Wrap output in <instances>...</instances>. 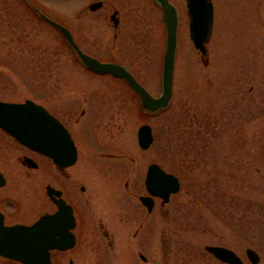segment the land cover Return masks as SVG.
<instances>
[{
    "label": "rangeland",
    "instance_id": "obj_1",
    "mask_svg": "<svg viewBox=\"0 0 264 264\" xmlns=\"http://www.w3.org/2000/svg\"><path fill=\"white\" fill-rule=\"evenodd\" d=\"M32 1L68 26L83 49L109 48L106 44L115 30L109 26V16H103L108 6L91 11L88 5L95 0ZM171 1L180 23L170 105L155 115L140 114L137 101L130 99L111 110L115 123L103 124L107 131L101 133L102 150L108 153L104 162L120 164L121 170L110 165V187L95 183L90 204L80 197L78 242L66 252L54 253L53 264H228L209 253L206 245L232 249L242 264H252L245 253L252 248L259 255L255 264H264V0H212L207 64L190 40L185 0ZM131 8L148 14L155 34V61L147 62L144 54L146 64L136 72L157 96L165 42L161 11L153 4H131ZM102 78L79 64L62 36L23 0H0V100L31 98L51 111L69 114L83 103V95L103 93L107 82ZM120 92L133 94L128 87ZM144 123L151 125L154 136L145 150L137 141ZM2 140L6 142L4 136ZM95 150L82 144L80 183L87 181L82 161H100L87 154ZM151 162L177 175L180 189L164 208L156 200L148 214L138 197L125 194L123 182L131 175L140 180L145 194ZM8 165L6 160L1 167ZM26 174L37 179L35 170ZM15 186L19 184L12 180L6 190L14 194L19 188L36 190L23 182ZM101 223L114 239L111 249ZM0 264L18 263L0 258Z\"/></svg>",
    "mask_w": 264,
    "mask_h": 264
},
{
    "label": "flooded vegetation",
    "instance_id": "obj_2",
    "mask_svg": "<svg viewBox=\"0 0 264 264\" xmlns=\"http://www.w3.org/2000/svg\"><path fill=\"white\" fill-rule=\"evenodd\" d=\"M93 2H100V5L95 10L108 6L107 12L103 16L105 19L109 16V26L115 31L113 32L112 41L109 43L110 45L108 43L106 44L109 48L100 50L83 49L78 39H76L75 34L72 32L76 43L81 48L80 50L95 57L99 61L124 66V68L129 70L133 76L143 84L136 70L143 67L142 64H146V61L149 62V59L151 62L153 60L155 61L156 49L152 47L154 45L155 34L149 27L148 14H146L144 10L137 13L135 9L131 8V4H153L155 7H158V10L160 7L156 4L155 0H115V2H112V0H95ZM112 15H114V19H112ZM142 46L144 47L143 49ZM137 47L140 49H137ZM144 54L147 55V57H145L146 61H143ZM74 58L81 64L75 52ZM84 68L94 75L105 76V78L101 79L107 82V85L101 89L103 93L83 95V103L75 105L77 109L68 111L69 114L51 111L46 105L41 104L61 123L62 129L65 130V134L60 133L44 136V142L49 140L50 144L55 146L56 152L60 153L58 156L59 158L52 157V155L46 151L38 152L29 148L0 128V173L3 178V184H0V214L2 215L3 224L5 226L32 224L43 215H52L56 213L59 210L56 201L62 199L70 206L72 216L74 217L75 226L72 232L75 236V245L78 242L80 233L81 213L77 205L80 197L84 198L83 201H85L86 204H90V198L94 195L95 183L100 188L106 187L107 184H109L108 188L110 187V175L108 173L110 165L113 164L115 165L114 167L117 166V168L119 167L121 170L120 164L104 162V160H106L105 157H108V153L102 150L104 142L101 140L104 137L101 133L102 131H107L103 124H107L108 122L115 123L113 118H111L115 115V113L111 111L112 109L119 107L120 104L125 106V103L130 99L131 102L136 100L137 103L139 100L137 93L124 78L115 77L111 74H99L86 67ZM127 87L133 94L126 95L121 92L119 93V91ZM107 90L111 92L118 91V93L107 96L104 94ZM129 107L133 108V106L130 105ZM138 108L140 114H142L143 111L139 107V104ZM198 131L201 132L202 130L199 129ZM3 136L6 142L2 140ZM6 143L8 144L7 147L5 146ZM82 144L86 146L87 149H96L95 151L97 152L90 151L87 154H92L91 157H93V155L96 157L98 156L100 160L88 158L82 161V166H85L87 171V176L85 175L87 181L84 183H80L78 177V167L81 161L80 149L82 148ZM72 155H74L73 160H71ZM85 156L87 155L85 154ZM114 159L119 161L117 160L118 158ZM6 160L10 161L11 165L3 168V163ZM30 170L37 171V179L36 175L26 174ZM12 180H14V182L16 181L19 187L21 182H23L25 186H34L36 190L20 191V188L15 186L19 189H17V192L14 194L11 192V189L6 190ZM123 190L125 194L133 199L138 197L139 201L141 196L148 195L147 191L145 194H142L140 180L134 177L132 178L131 175L125 176ZM152 198L153 206L150 211H148L147 207L140 201L141 207L145 209L148 214L153 211L157 202L156 200L160 202L159 198ZM167 203L161 204L160 202L159 205L161 208H164ZM30 207H33V209H30ZM132 212L133 210H130V216ZM100 227L102 228L103 236L108 240V247L110 249L113 248L114 239L111 238V232L107 231L106 226L104 227L102 223ZM133 234L136 238L138 230ZM68 250H52L51 258L54 253H62ZM139 257L141 260L146 261V257L141 253H139ZM0 258L5 261L7 260L20 264L18 261L9 258L2 256H0Z\"/></svg>",
    "mask_w": 264,
    "mask_h": 264
},
{
    "label": "water",
    "instance_id": "obj_3",
    "mask_svg": "<svg viewBox=\"0 0 264 264\" xmlns=\"http://www.w3.org/2000/svg\"><path fill=\"white\" fill-rule=\"evenodd\" d=\"M23 1L40 19L46 21L63 36L67 45L77 53L85 67L96 73H109L115 77L124 78L137 93L142 110L149 114H157L167 109L172 95L179 17L176 6L169 0H156L161 8L165 25L161 92L158 96L152 95L124 66L102 62L83 53L64 24L44 13L32 0ZM99 5L100 2H94L89 5V8L94 10ZM186 6L190 39L200 51L203 63L207 64L206 44L212 33L213 2L212 0H186ZM0 127L34 150L46 151L54 158L60 154L56 152L55 146L51 145L49 140L44 142V136L65 134V130L54 116L34 100L26 99L23 102L0 100ZM152 140L151 126L147 123L140 125L137 131L138 145L145 150L149 148ZM73 158L74 155L71 160ZM0 184H3L1 173ZM145 186L149 195L141 196L140 200L150 211L153 206V196L161 198V204H164L169 201L170 194L179 190L180 183L177 176L165 171L159 164L151 163L147 168ZM56 202L59 206L56 213L43 215L30 225L5 226L0 214V255L18 260L22 264H52L51 250L63 251L72 248L75 244V236L72 232L75 222L71 208L62 199ZM205 249L217 259L230 264H242V260L232 249L220 245H206ZM245 253L252 264L259 261V255L252 248H247Z\"/></svg>",
    "mask_w": 264,
    "mask_h": 264
},
{
    "label": "trees",
    "instance_id": "obj_4",
    "mask_svg": "<svg viewBox=\"0 0 264 264\" xmlns=\"http://www.w3.org/2000/svg\"><path fill=\"white\" fill-rule=\"evenodd\" d=\"M172 135H173V133H172ZM172 140L174 141V137H173V136H172V138H171V139H169V143H168V144L170 145V147H171V146H172V144H173V143H172ZM179 147H180L182 150H186V149H184V147H183V146H181V145H180ZM172 150H174V148H173V147H172ZM185 152H186V151H185Z\"/></svg>",
    "mask_w": 264,
    "mask_h": 264
}]
</instances>
